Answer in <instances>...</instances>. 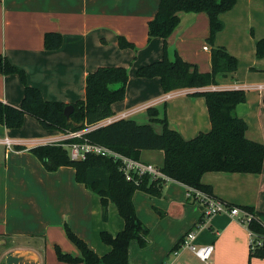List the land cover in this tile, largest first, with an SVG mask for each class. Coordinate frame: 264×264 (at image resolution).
Here are the masks:
<instances>
[{
	"label": "crops",
	"instance_id": "1",
	"mask_svg": "<svg viewBox=\"0 0 264 264\" xmlns=\"http://www.w3.org/2000/svg\"><path fill=\"white\" fill-rule=\"evenodd\" d=\"M158 3L159 0H0V54L24 70L27 83L37 87L44 99L65 104L84 98L89 71L98 66H125V95L111 104V116L140 108L129 116L137 121L134 115L146 113L148 106H162L168 125L184 139L210 129L204 97L191 92L241 88L245 101L237 105L240 110L236 114L246 123L245 136L264 145V56L255 55L256 40L264 38V0H236L219 14L224 26L214 35L213 43L224 46L237 58V68L218 73L214 85L175 89L169 91L173 95L168 98L158 77L135 74L137 66L162 56V39H149L147 35V23ZM179 16L177 27L166 38L167 44L199 71H208L211 45L207 41V14L183 12ZM47 31L62 35L58 48L44 47L43 35ZM118 35L135 48H120ZM22 94L23 84L16 74L0 73L2 102L18 106ZM143 118L148 121L147 113ZM60 135V131L44 129L28 114L18 128H6L0 123V138L6 136L14 142L10 149L0 144V264H57L54 245L79 255L65 234L64 224L98 255L110 249L107 244L102 252L105 249L98 244L99 232L115 234L123 228L121 217L119 227L113 229L107 221L100 220L98 196L75 180L73 167L48 171L30 151L32 146ZM150 150H141L138 160L159 166L162 151L159 150V161L152 163ZM201 181L209 184L212 194L223 201L252 206L264 222V158L258 173L207 171ZM179 184L189 200L188 188ZM112 204H108L110 211ZM178 206L183 217L184 205ZM195 207L199 209L196 218L202 221L194 241L197 247L211 245L210 256L204 262L188 248L180 247L176 254L172 251L168 264H264V252L261 256L249 255L252 235L237 215L226 211L204 217L200 204ZM184 230L180 236L188 231Z\"/></svg>",
	"mask_w": 264,
	"mask_h": 264
},
{
	"label": "trees",
	"instance_id": "2",
	"mask_svg": "<svg viewBox=\"0 0 264 264\" xmlns=\"http://www.w3.org/2000/svg\"><path fill=\"white\" fill-rule=\"evenodd\" d=\"M236 0H159L155 15L147 23L148 38L162 39V56L136 67L139 77H158L161 88L169 92L180 88H202L216 84V75L232 72L237 68V58L222 45H215L214 35L224 26L219 14L230 9ZM205 12L208 16L207 41L210 48L208 71H199L194 63L188 62L169 47L166 38L177 27L180 13ZM62 43V35L56 31H47L43 35L46 49H56ZM120 48L134 45L123 36H117ZM171 50V51H170ZM255 55L264 56V38L255 42ZM0 73L16 74L23 84V94L18 106L0 100V123L6 128H18L22 125L24 115L28 114L38 120L44 129L60 132L77 130L92 125L100 119L113 115L111 104L121 100L125 95L128 70L125 66H98L89 71L85 77V96L73 105L70 120L63 113L65 103L43 98L40 90L27 83L24 70L9 62L0 54ZM202 95L205 99L210 129L196 136L184 139L171 128L164 115L163 107L148 106V122L119 118L108 124L94 128L84 137L99 145L106 146L121 154L139 159L143 149L162 151L163 159L159 169L170 179L212 194L211 186L201 181V175L207 171L258 173L262 169L264 145L245 136L246 123L236 114L237 105L245 101L243 89L200 90L191 92ZM153 123L159 124L160 132L155 131ZM30 151L42 162L46 170L52 171L60 166H71L75 180L96 194L100 202L101 219L108 218V204L116 206L123 219V228L115 234L106 230L99 232L102 242L110 246L109 251L98 255L87 243L64 224L67 238L77 248L79 255L72 256L54 245L57 264H132L128 258V247L132 239L139 247L147 244L149 229L138 218L133 194L142 190L150 195H159L163 183L161 178H151L149 174L134 176L135 180L126 179L118 160L112 157L86 153L82 159H71L67 148L61 144H39ZM191 198L192 197L187 196ZM219 199V198H217ZM221 200V199H220ZM228 207L234 204L223 201ZM250 212L253 217L247 223L252 233L249 243V255L261 256L264 252V222L259 212L252 206H238ZM162 215L163 212L156 209ZM202 218L189 229L198 225ZM183 236L172 246L171 251L181 247Z\"/></svg>",
	"mask_w": 264,
	"mask_h": 264
},
{
	"label": "rangeland",
	"instance_id": "3",
	"mask_svg": "<svg viewBox=\"0 0 264 264\" xmlns=\"http://www.w3.org/2000/svg\"><path fill=\"white\" fill-rule=\"evenodd\" d=\"M238 109L240 110V108L237 107L235 111L238 112ZM144 116H146V113L143 111L140 114L137 113L136 116L134 115V118L139 122H148L147 120H144ZM153 125L155 130L159 132L160 130H158V126L160 125L156 123H153ZM155 125L158 126L155 127ZM150 151L153 152L152 163L159 161L161 154L159 150L151 149ZM185 198L186 196L183 187H181L179 183L170 179H163L159 195H150L139 189L134 192L133 203L136 214L149 229V232L147 236V244L144 247H139L135 239L130 241L128 258L133 264H168L171 262V258L173 257L171 251L172 246L179 239L183 229H185L184 231L188 230L198 220L196 214L199 213V209L195 206L199 202L197 203L195 200L192 202L191 198L189 200H186ZM179 203L182 204V206L184 205L185 213L183 217L179 214ZM200 208L202 211L203 209L201 205ZM156 209L162 211L163 214L160 215ZM107 215L108 219L106 220V224H109L112 229L119 227L121 218L113 204L112 211H110L108 206ZM192 229L197 233L200 230L197 225ZM98 241L101 248L105 249L102 252L106 251L107 244L102 242L100 237ZM190 252L192 251L190 250Z\"/></svg>",
	"mask_w": 264,
	"mask_h": 264
},
{
	"label": "built area",
	"instance_id": "4",
	"mask_svg": "<svg viewBox=\"0 0 264 264\" xmlns=\"http://www.w3.org/2000/svg\"><path fill=\"white\" fill-rule=\"evenodd\" d=\"M206 48V46H203ZM238 89V88H236ZM241 89V88H239ZM172 92H167L165 94V98L170 97ZM140 108H134L125 112H121L116 116H109L103 119L98 120L92 125H88L82 127L77 130H68L61 132L59 137L53 138L49 144H61L65 148H67L69 156L71 159H82L85 157L86 153H95L101 154L112 157L113 160H118L120 163V168L124 173L126 179L135 180L134 176H140L142 174H149L151 178H163L164 180L169 179L160 169L158 166H155L151 163L142 162L138 159L129 157L127 155L121 154L115 150L107 148L106 146L99 145L96 143H92L88 141L84 134L88 131L100 127L102 125L108 124L116 119L119 118H127L130 115L137 112ZM0 144H3L7 149H10L11 146L14 144L13 140L8 137L0 138ZM47 144V143H44ZM187 196L192 197L195 201L199 202L202 207V215L204 217H208L212 214L221 213V212H229L231 215H237L238 220L247 225L250 222L253 215L246 211L242 210L237 206H230L228 207L223 200L217 199L212 197L211 195L207 194L206 192L195 189L192 187H188ZM252 235V233L250 232ZM253 236V235H252ZM196 238L195 230L191 229L188 230L181 242V247L188 248L191 250L200 260L207 262V259L210 256L212 246L205 245L203 247H197L194 244V240ZM252 240V237H251ZM250 240V242H251ZM178 251V250H177ZM174 251V254L177 253Z\"/></svg>",
	"mask_w": 264,
	"mask_h": 264
},
{
	"label": "water",
	"instance_id": "5",
	"mask_svg": "<svg viewBox=\"0 0 264 264\" xmlns=\"http://www.w3.org/2000/svg\"><path fill=\"white\" fill-rule=\"evenodd\" d=\"M72 110H73V105L72 104H66L65 105V107L63 109V113L66 116L67 120H70V113H71Z\"/></svg>",
	"mask_w": 264,
	"mask_h": 264
}]
</instances>
